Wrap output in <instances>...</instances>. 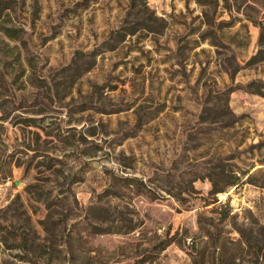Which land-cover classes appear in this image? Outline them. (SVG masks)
<instances>
[{"label": "rangeland", "instance_id": "374dc122", "mask_svg": "<svg viewBox=\"0 0 264 264\" xmlns=\"http://www.w3.org/2000/svg\"><path fill=\"white\" fill-rule=\"evenodd\" d=\"M259 24L264 0H0V264H264Z\"/></svg>", "mask_w": 264, "mask_h": 264}, {"label": "trees", "instance_id": "16d2710c", "mask_svg": "<svg viewBox=\"0 0 264 264\" xmlns=\"http://www.w3.org/2000/svg\"><path fill=\"white\" fill-rule=\"evenodd\" d=\"M262 28H264L263 25L259 24V37L262 35ZM1 29L4 31V34L8 35L9 37H15L16 35L13 32H11L12 28H10L9 26H1ZM254 83L255 81H251L250 83L247 84V86L253 85ZM255 84H257V89L255 90V92L257 94H263L264 93L263 92L264 91V80H257ZM233 89L234 88H232L231 91ZM247 91H252V90H249L248 88ZM218 174L217 172H208L206 174V176H208L212 182L211 191H213L214 193L225 191L228 187L236 185L240 179V176H237L235 174L233 175L225 174V176L227 175V178H224L225 180L222 183L221 180L218 178L219 177ZM122 179L126 181L125 183L127 185H132L137 190L150 192V190L152 189V187L149 184H147V182H144L142 178H139L136 176H124L122 177ZM87 225H88L87 227L89 231L91 232L104 233V232L110 231L109 228H105L100 225L92 224L90 222ZM232 264H237V263H232Z\"/></svg>", "mask_w": 264, "mask_h": 264}]
</instances>
